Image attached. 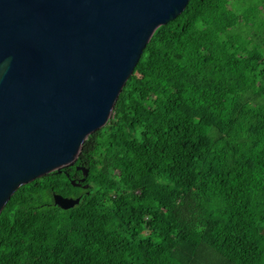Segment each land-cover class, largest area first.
<instances>
[{
	"label": "trees",
	"instance_id": "obj_1",
	"mask_svg": "<svg viewBox=\"0 0 264 264\" xmlns=\"http://www.w3.org/2000/svg\"><path fill=\"white\" fill-rule=\"evenodd\" d=\"M262 14L189 0L160 26L76 164L5 205L0 264H264Z\"/></svg>",
	"mask_w": 264,
	"mask_h": 264
},
{
	"label": "water",
	"instance_id": "obj_2",
	"mask_svg": "<svg viewBox=\"0 0 264 264\" xmlns=\"http://www.w3.org/2000/svg\"><path fill=\"white\" fill-rule=\"evenodd\" d=\"M188 2L0 0V214L21 186L76 164L155 31ZM76 168L80 186L89 169Z\"/></svg>",
	"mask_w": 264,
	"mask_h": 264
},
{
	"label": "crops",
	"instance_id": "obj_3",
	"mask_svg": "<svg viewBox=\"0 0 264 264\" xmlns=\"http://www.w3.org/2000/svg\"><path fill=\"white\" fill-rule=\"evenodd\" d=\"M262 15H264V14H262Z\"/></svg>",
	"mask_w": 264,
	"mask_h": 264
}]
</instances>
